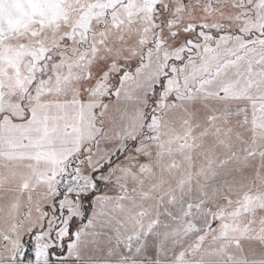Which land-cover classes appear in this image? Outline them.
<instances>
[{
    "label": "snow or ice",
    "instance_id": "6c2138e0",
    "mask_svg": "<svg viewBox=\"0 0 264 264\" xmlns=\"http://www.w3.org/2000/svg\"><path fill=\"white\" fill-rule=\"evenodd\" d=\"M0 264H264V0H0Z\"/></svg>",
    "mask_w": 264,
    "mask_h": 264
}]
</instances>
